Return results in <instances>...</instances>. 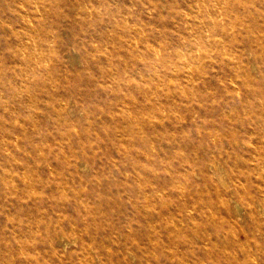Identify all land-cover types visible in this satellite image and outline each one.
I'll list each match as a JSON object with an SVG mask.
<instances>
[{"label": "rangeland", "instance_id": "374dc122", "mask_svg": "<svg viewBox=\"0 0 264 264\" xmlns=\"http://www.w3.org/2000/svg\"><path fill=\"white\" fill-rule=\"evenodd\" d=\"M24 3L0 264H264V0Z\"/></svg>", "mask_w": 264, "mask_h": 264}, {"label": "bare ground", "instance_id": "6f19581e", "mask_svg": "<svg viewBox=\"0 0 264 264\" xmlns=\"http://www.w3.org/2000/svg\"><path fill=\"white\" fill-rule=\"evenodd\" d=\"M19 4L24 7V0H0V134L8 139L9 143L3 142L12 151L18 146V115L22 111L31 112L38 108L31 104L32 83L38 81L33 74L48 66L45 62H39L37 57L39 51L30 19L24 13H15L20 9ZM67 41L70 45L59 53V62L65 53L77 47V33L72 32ZM69 108L67 100L60 102L54 111L60 114Z\"/></svg>", "mask_w": 264, "mask_h": 264}]
</instances>
